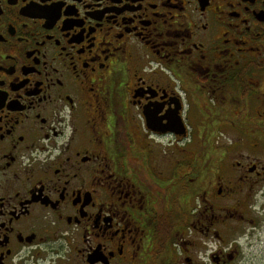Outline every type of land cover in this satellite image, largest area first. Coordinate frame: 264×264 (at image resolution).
<instances>
[{"label": "flooded vegetation", "instance_id": "1", "mask_svg": "<svg viewBox=\"0 0 264 264\" xmlns=\"http://www.w3.org/2000/svg\"><path fill=\"white\" fill-rule=\"evenodd\" d=\"M0 264H264V0H0Z\"/></svg>", "mask_w": 264, "mask_h": 264}]
</instances>
